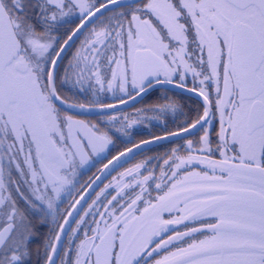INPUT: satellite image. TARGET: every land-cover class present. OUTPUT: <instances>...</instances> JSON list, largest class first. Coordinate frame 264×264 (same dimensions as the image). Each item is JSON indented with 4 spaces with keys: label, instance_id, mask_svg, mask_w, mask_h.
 <instances>
[{
    "label": "snow or ice",
    "instance_id": "snow-or-ice-1",
    "mask_svg": "<svg viewBox=\"0 0 264 264\" xmlns=\"http://www.w3.org/2000/svg\"><path fill=\"white\" fill-rule=\"evenodd\" d=\"M136 2L139 6H127L131 18L125 29L121 17L128 13L102 19L109 5L120 0H0V264H25L30 256L28 244L34 236L30 211L52 216L59 228L44 257L45 264H56L57 245L70 225V219L61 216L58 201L75 190L76 157L85 145L93 152L103 151L112 143L109 133L127 132L136 123L117 113L120 105L166 86L195 93L203 103L202 113L197 110L178 131L163 138L199 128L200 147L188 139L187 156L172 149L164 160L161 182L151 172L143 175L141 169L149 171L145 162L121 173L115 184L105 185L86 211L81 202L87 203L88 196L75 200L72 211H67V217H79L71 221L76 224L71 233L79 239L83 232L85 238L75 246L69 238L61 264H264V0ZM73 13L80 23L65 33L61 45L55 33ZM96 21L103 27L93 28L84 42L91 59L77 51L65 69L64 82L84 91L87 81L94 94H120L114 103L68 105L80 110L99 107L110 122L107 131L62 117L55 104L60 100L56 67L69 42ZM162 100L166 102L149 111L184 115L166 93ZM213 109L220 117L215 148L219 160L211 158L212 141L205 127L215 118ZM73 124L86 135L78 133V142L69 145L63 129ZM132 151L110 160L101 176L80 191L91 189ZM86 161L82 156L80 163ZM196 165L205 170L187 171L177 179L181 171ZM13 170L24 179L27 191L12 179ZM12 184L17 185L23 209L9 191ZM153 184L162 195L152 197ZM89 216L91 224L85 219ZM182 224L184 231L173 227Z\"/></svg>",
    "mask_w": 264,
    "mask_h": 264
},
{
    "label": "flooded vegetation",
    "instance_id": "flooded-vegetation-1",
    "mask_svg": "<svg viewBox=\"0 0 264 264\" xmlns=\"http://www.w3.org/2000/svg\"><path fill=\"white\" fill-rule=\"evenodd\" d=\"M99 2L103 3L105 0H99ZM128 5L139 6L136 1L125 2L121 6L117 8H113L109 11L103 13L102 19L107 20L109 17L117 16L121 12L128 13V15L121 17V23L124 25L125 29H127L128 22L131 18ZM80 21L78 19V15L76 13L70 14L65 18V22L59 27L58 31L55 35L60 37V43L63 45V41L67 39L65 33H69L74 30ZM112 23L115 24L116 20L113 19ZM103 26L99 21H96L94 24H91L86 28L78 38L70 45L68 50L63 55V58L59 61V64L56 67V90L57 94L60 97V100L55 101L56 107L60 111L62 117L64 116H72L74 121H83L85 124L91 126L95 125L100 128L101 131H107L110 122L108 121L107 114L99 107L92 108L91 110H80L78 108H70L68 105L74 103H84L86 105H90V102L95 101L97 104H109L116 102V95H120L118 92L114 95L111 92H99L98 94H94L92 89L89 88L88 82L85 81L83 88L84 91L80 90V86L73 87L71 82H64L65 69L68 67L69 61H71L77 51H80L81 55L88 54L85 52V40L89 37L90 32L93 28L97 31L101 30ZM39 30V25H37ZM89 59H91L90 54ZM109 55L111 53L109 52ZM83 61L81 65L83 66ZM112 68H116V65H112ZM119 73V69H117ZM69 75H72V72H69ZM111 73L108 72V76L110 78ZM189 87H192L191 77H189ZM212 96L211 99L215 102V89L214 86L211 88ZM167 94L169 100L175 101L179 108L182 110L184 115L180 114V111L175 113L169 111L164 115H159L155 112L149 111L152 107L165 103L166 101L162 100V97ZM222 94V93H221ZM203 103V98L198 97L195 93H190L188 91L181 92L179 89H176L171 86H166L163 89H154L150 91L147 95H142L137 97L135 101H130L127 105H120L117 109V113H122L124 115H128L130 120H135L136 123L131 124V126L127 129V132L120 131L119 133L112 134L111 139L112 143L103 149V151L96 153L93 152V149L90 145H85L80 154L76 157V167H75V176L73 179V183L75 184V190L72 192L71 196H68L66 193L63 194L62 200L58 201L59 211L63 218L70 219V225H66L65 227L68 229L62 235V239L60 243L57 245V254L54 257L56 259V264H61V260L65 258V253L68 251V240L69 238L73 239V245H78L80 240L84 239L83 232L79 233V239H76L72 236L71 228H75L76 224L71 221L78 220L79 217L73 215L71 218L67 217V211H72L70 207L75 203V200L79 199L81 195H83L85 191H80L82 187L85 185L91 184L95 181V178L98 176L99 172L108 164L110 160H113L114 157L118 156L121 152H126L127 149H133L132 153H128L123 157L120 161L119 165H117L111 172L108 174L92 191L88 194L87 203L83 204V208L86 211L88 209V205L92 203V200L96 199L97 193H100L104 186L107 184H115L116 179L120 177L121 173H126L128 169L134 168L136 164H141L146 162V166L149 171H144L141 169L143 175H148L151 172L156 178L157 182L160 181L161 170L166 168L164 165V160L169 159L172 153V149L179 148L181 156H187L188 152L186 151L187 140H193L195 146L200 147L199 143H197L200 139V136L203 135V131L199 128L194 130L190 134H182L177 137H169L167 139L163 138L166 136L167 132H176L179 130V125L188 118L194 117L197 110L202 113L201 105ZM65 107H62V106ZM144 110V111H141ZM215 112V109H213ZM107 112H111V110H107ZM226 119V117H225ZM116 127H122L121 125H116ZM205 127L210 132V138L212 141L211 147L213 149L212 159L219 160L221 159L219 152L215 151L216 144L218 142L217 133L220 132V117L219 113L215 112V118L211 119L210 124L205 125ZM64 134L67 137L68 144L71 145L74 142H78V133L80 135H86L84 130L79 127L77 124H73L71 128L65 126ZM156 137H162L159 140H156ZM143 141H149L148 144L143 145ZM136 145H141L139 149L136 148ZM193 155H199L197 152H193ZM231 155V153H230ZM87 157V161L83 164L80 163L81 157ZM6 163V160H5ZM205 170L203 165H196L195 167H189L188 169L181 171L177 179H181L186 175L187 171H202ZM8 169H5V177L8 175ZM211 174V173H210ZM219 174V173H217ZM138 179L140 177H137ZM12 179L14 181H19V187L27 191V184L24 182V179L17 173L16 171H12ZM124 183L128 182V177H125L123 180ZM152 183L151 181L149 182ZM163 183H167V181H163ZM9 187V191L11 194L20 201V207L23 209L25 207L23 200H20L19 195L16 193V184H12ZM154 189V184L150 189L152 197H156L157 195H162V192H158ZM108 192H111L112 195H115V191L113 189H108ZM125 191H129L125 189ZM165 191L167 189L165 188ZM136 192H139V189H136ZM8 193L6 192L5 195ZM103 199V197H101ZM108 199H111V196H108ZM127 200L128 197L126 196ZM124 203V201H121ZM99 207V205H97ZM100 211H104L103 208ZM29 220L31 221L32 230L34 232V236L28 244V248L30 250V256L26 257L25 264H45V251L47 245L52 240L54 235L59 231L56 223L53 222L52 216L44 217L42 213L29 212L28 214ZM83 216V212L80 213ZM167 217V214H165ZM97 220L100 219L99 216L95 217ZM86 220L91 224L92 217H85ZM56 221L58 223H63V219L61 217H56ZM94 226V225H93ZM178 228L180 231H184L183 224L179 226H173ZM169 235H174V232H170ZM199 239H204V235L197 234ZM188 240V238H185ZM191 242V241H188ZM177 244L179 246H186L184 241H178ZM50 254V253H49ZM166 254L162 253L161 255ZM74 256V253L70 254ZM157 259L161 258V256H157Z\"/></svg>",
    "mask_w": 264,
    "mask_h": 264
},
{
    "label": "water",
    "instance_id": "water-1",
    "mask_svg": "<svg viewBox=\"0 0 264 264\" xmlns=\"http://www.w3.org/2000/svg\"><path fill=\"white\" fill-rule=\"evenodd\" d=\"M134 2V1H136V0H120V3L118 4V5H115V6H112V5H109V7H108V10L109 9H111V8H113V7H116V6H120L121 4H124L125 2ZM103 11V10H102ZM81 34V33H80ZM80 34H78L76 37H74L73 38V40L72 41H70L69 42V45H68V47H67V49L69 48V46L72 44V42L80 35ZM66 49V50H67ZM66 50H65V52H66ZM64 52V53H65ZM64 53H63V55H64ZM62 107H65L64 105L62 106ZM123 159V158H122ZM121 159V160H122ZM110 168H111V166H110ZM102 170H104V168L102 169ZM101 173H102V171L98 174V176L97 177H100L101 176ZM107 176V175H106ZM105 176V177H106ZM96 177V178H97ZM105 177H102V179L100 180V181H97L94 185H93V187L91 188V189H87L86 190V192L83 194V195H87L88 196V194H89V192H92L95 188H96V186L105 178ZM95 181H96V179H95ZM82 203V205L84 204V202L82 201L81 202ZM76 207H80V205H77Z\"/></svg>",
    "mask_w": 264,
    "mask_h": 264
},
{
    "label": "rangeland",
    "instance_id": "rangeland-1",
    "mask_svg": "<svg viewBox=\"0 0 264 264\" xmlns=\"http://www.w3.org/2000/svg\"><path fill=\"white\" fill-rule=\"evenodd\" d=\"M67 18V17H66Z\"/></svg>",
    "mask_w": 264,
    "mask_h": 264
}]
</instances>
